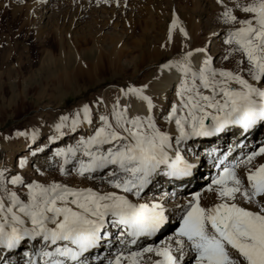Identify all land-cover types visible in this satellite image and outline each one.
Wrapping results in <instances>:
<instances>
[{
    "label": "snow or ice",
    "instance_id": "6c2138e0",
    "mask_svg": "<svg viewBox=\"0 0 264 264\" xmlns=\"http://www.w3.org/2000/svg\"><path fill=\"white\" fill-rule=\"evenodd\" d=\"M217 3L219 19L228 26L223 59L234 60L235 67H216L206 48L160 64L161 73L178 77L176 99L163 116L166 128L158 123L146 84L121 88L110 109L95 113V123L89 104L55 123L50 143L84 124L92 128L74 144L54 150L62 160L60 174H69L66 166L72 165L71 172L107 190L26 182L19 174L9 179L7 170H0V264H14L8 257L20 249L23 264H145L146 254L150 264H264V163H253L264 157V146L231 162V147L216 156L218 171L202 190L214 192L215 201L203 204L202 192L196 191L176 204L174 231L159 242L172 218L168 193L145 198L158 177L182 181L193 175L196 165L185 157L189 141L218 137L228 129L244 135L264 124V0ZM176 27L174 17L169 41ZM179 31L187 39L185 29ZM196 54L203 57L198 66ZM134 104L143 111L133 110ZM36 137L35 131L29 136ZM216 152L213 148L207 155ZM26 163L20 160L19 166ZM17 188L26 189L25 198ZM101 249L106 256H93Z\"/></svg>",
    "mask_w": 264,
    "mask_h": 264
},
{
    "label": "rangeland",
    "instance_id": "374dc122",
    "mask_svg": "<svg viewBox=\"0 0 264 264\" xmlns=\"http://www.w3.org/2000/svg\"><path fill=\"white\" fill-rule=\"evenodd\" d=\"M118 1L121 2L122 8H124L120 12V8L116 5ZM213 1L214 10L209 11L210 19L208 23V16H206L208 4H201V8L206 11L204 15L200 11L197 17H194V11H192L194 10V0H108L107 3L104 0H99V3L98 0H0V170H7L6 175L9 179L12 175L19 174L26 182L32 180H37L40 183L57 181L69 186H72L73 183L82 187L84 183L90 181L71 172L72 165L67 167L69 174L61 175L59 161L57 163L49 161V163L54 164L51 168L38 164L39 156L47 157L51 155L52 149L64 139L66 141L68 137L77 134L87 136L92 131V128L85 130L81 126L77 132L67 134L61 140L57 138L55 142L50 143L48 138L54 135L53 125L58 122L61 115L74 113L75 110L80 108V103L89 104L92 108L95 123L98 119L95 113H102L107 108L104 102L100 103V101H104L106 89L114 86L125 88L129 84H143L154 76L159 64L146 63L135 74L126 71V75L123 74L114 79L110 77V73H87L85 66L82 67V73L74 74L78 62L82 60L84 62L90 61L91 58H95L96 50L98 52L97 45H94L88 36L91 34L98 41L106 35H117V30H124V34H128L130 37L123 42L124 45L126 47L138 46L143 36L137 28L141 27L139 25L132 26V23L143 21L146 24L148 22L150 26L144 40L145 44H143L147 48L145 49L147 50L146 55L162 52L164 47L167 46L163 37L164 32H161L167 25L163 20L167 13H174L176 6H183L190 11V14H187L188 16L199 20L197 23V46H206L208 52L211 53L212 47L215 46L213 42L216 40L219 46L227 50V46L223 44V39L228 26L222 25L219 19L222 11L221 5L217 3V0ZM224 2L228 3L229 0H224ZM6 5L7 7H5ZM79 6L84 7H80L82 12L79 14L80 18L77 19L76 16L72 23L71 14ZM114 8L117 11L118 19L111 17L110 25H107L106 22L112 16ZM45 12H47V18H42L39 23L41 15L44 16ZM62 17H66V21ZM77 20H80V23H75ZM119 21L121 25H119ZM53 23L61 28L68 41L73 37H77L81 40L78 41V45L81 44L82 46H58L52 41L51 36L45 37L44 35V38H41L40 35L36 36V32L40 31L42 27L50 28ZM104 23L106 25H103ZM160 23L163 29L159 28ZM215 26L219 27L218 32L209 37V31ZM221 27L225 29L221 30ZM133 29L137 31V35L130 33ZM105 43L107 44V42ZM84 52L88 53V56L83 55ZM224 54H227V51L213 57L214 64H221L225 61L227 63L222 66L225 67L228 64L235 63L232 59L224 60ZM46 55H51L54 58V63H52L53 59L51 62L46 60ZM167 58L168 56H164L160 60V64L166 61ZM8 72H11L9 78L7 77ZM52 75L53 77H50ZM172 103L173 98L170 92L166 102L159 108L158 117L163 119ZM160 118L159 120H161ZM160 125L165 127L164 124ZM33 131L37 133L35 141L29 138ZM17 132H26L29 136H17ZM259 139L246 142L247 144H254L248 146L247 149H236L235 151L240 153L239 158L262 146L264 137ZM231 145V140H228L224 151L222 149L223 153ZM39 146L44 151H36ZM198 148H202V146ZM188 149L185 151V157L191 161L192 150L189 151ZM32 152H36V155L33 156ZM259 159L261 157H257L255 161ZM20 160L27 161L25 167L21 168L19 166ZM199 163L201 172L194 183L184 184L185 187L171 184L172 189L170 190H167L168 188L164 186L166 183L159 184L156 186L158 188L156 196L167 190L170 197L167 196L165 199L167 205H171L174 199L179 200L177 198L179 194L185 196L184 199L187 200L192 193L201 191L202 203L205 205L212 204L215 201V193L202 191L210 182L211 170L205 166L208 164V158L204 157ZM80 180L83 183H77ZM93 187L105 189L107 185H102L96 181V185ZM14 190H17L18 194L25 198L26 189L17 188ZM172 193H175V195L173 196ZM153 194L150 189L146 190L145 198L155 197V192ZM182 202L184 201L182 200ZM171 216L170 228L159 234L156 242L166 239L174 231L176 220L175 216ZM106 255L107 252L101 257L103 258Z\"/></svg>",
    "mask_w": 264,
    "mask_h": 264
},
{
    "label": "bare ground",
    "instance_id": "6f19581e",
    "mask_svg": "<svg viewBox=\"0 0 264 264\" xmlns=\"http://www.w3.org/2000/svg\"><path fill=\"white\" fill-rule=\"evenodd\" d=\"M202 3L208 4V10H206L208 12H207L206 16H208L207 22L209 23V19H210L209 11L214 10V1L213 0H194V10H192V11H194V17H197L198 12H200V11H201L202 15L205 14L206 11L201 8ZM227 4H229V6H231L230 0ZM116 5L118 8H120L119 12L124 9V8H122L123 5L121 4L120 1H118L116 3ZM80 7H83V6H79L77 8V10L73 14H71L72 15V18H71L72 23H73V20L76 16H77V19L80 18L79 14L82 13L80 11V9H81ZM116 12L117 11H115V8H114V12H112V16H110L106 22L107 25H110L109 22H110L111 17L112 18L115 17L116 19H118V14H116ZM189 12L190 11H188L186 7L176 6L173 14L171 12L166 14L163 22L167 23V25H165L164 30L161 32H164L163 37L166 40L165 43H167V46L164 47V50L162 52H157V53L152 54V55H146L147 50H145V49H147V48H145V46H143V44H145L144 40L147 37L146 34L148 33V28L150 26V25H148V22L146 24H144L143 21H136V22L132 23V26L139 25L141 27V28H137L139 30V32L141 31V34L143 36V38L140 40L138 46L126 47L124 45L123 42L130 38L128 34H124V32H125L124 30H117V35H106V36H104L103 39L100 38L98 41L95 40V36L90 34L88 37L94 45H97L98 52L96 50L94 59L91 58L90 61L84 62V60H82L81 62H78V64L76 65V71L74 72V74H77L79 72L82 73V71H83L82 67L84 68V66H85L87 73H91V72H99L100 74L110 73L111 74L110 77L114 79L115 77H118V76L125 74L126 71H131L132 74L133 73L135 74L146 63H158L160 65V60L164 56H168L167 60L176 59L183 52L191 50V49H195V48H206L207 49L206 46H197V44H196L197 32H198L197 31V28H198L197 23L199 22V20H197L196 18L193 19L191 16H188L187 14ZM46 14H47V12H45L44 16L41 15V18L39 19V23L41 22L40 20L42 18H44V19L47 18ZM237 15H240V14L237 13ZM174 17L178 19V27L173 29L172 38H171V41H169V28L171 26V22H172ZM63 19L66 21V17ZM76 22L78 24V23H80V20L75 21V23ZM103 25H106V24L104 23ZM119 25H121L120 21H119ZM161 25L162 24L160 23L159 28H162ZM180 27H183L185 29V31L187 32V39L179 31ZM218 28H217V26H215L212 30H210L209 31V37L214 36V34H216L218 32ZM220 29L223 30L225 28L221 27ZM221 30H219V31H221ZM131 31H130V33L132 35L133 34L137 35V31H134V29ZM39 35L41 38H44V35H45V37L51 36L52 41L55 42L58 46H82L81 44L78 45V41H81V40L77 37H73V39H70L68 41L67 38L64 36L61 28L56 26L55 23H53L50 26V28L42 27L40 29V31L36 32V36H39ZM105 42H107V44ZM213 43L215 44V46L212 47L213 50L211 51V53L208 52V54L210 56L216 57V56H218V54L225 53L227 51L218 45V41L214 40ZM98 45H100V46H98ZM106 46H108L109 48H107ZM84 54L88 56V53L84 52L83 55ZM225 55L226 54H224V56ZM45 58H46V60H48L50 62L53 59L52 63H54V58L51 55H49V56L46 55ZM202 58H203L202 54H196L193 57V62L198 66L199 62ZM166 61H164L163 63H165ZM225 63H227V62L224 61V63H221V64L215 63L214 65L219 68V67H222ZM84 64H86V65H84ZM48 65H50V63H48ZM234 67H235V63L234 64L231 63V64H228L227 66H225V68H234ZM10 73L11 72H8V74H7L8 78L10 76ZM50 77H53V75ZM157 77H159V78H157ZM72 80H71V82H72ZM177 80H178V77L175 75V73H173L171 75L167 71H165L164 73H161L159 71V67H157V70H156V73L154 74V76H152L151 78L146 80L143 84H136L134 86L139 87V86L145 85V84L148 85L147 94L152 96L154 103L157 105L156 114L158 117L159 108L162 107L163 103L166 102V99H167L168 95L170 94V92H171V95L173 98V102L175 101L176 97H175L174 93H175V83ZM64 84H66V83H64ZM120 89H121L120 86L119 87L114 86V87H111V88H108L105 90V92H104L105 98H104L103 102H104V105L107 107V109L111 108V104L116 99V97L120 94ZM57 90H59V89H57ZM121 102L123 104L125 101L122 99ZM81 104L82 103H80V107H81ZM133 110L143 111L142 107L139 104H134ZM159 118L160 117H158V123L164 124V120L161 118H160L161 120H159ZM54 125H53V130H54ZM82 127H84L85 130L91 129L87 124L82 125ZM166 127H167V125H165V128ZM70 133L71 132H69L68 134H70ZM81 136H84V135L83 134H77L75 136L68 137L66 141H64L65 140L64 139L61 143H59L57 146H55L54 149H52V153H50L51 155H49L47 157L39 156L38 157V164H40L41 166L51 168V166L54 164L49 163V161H54L55 163H57V161H59V165H60L62 163V160L60 158L53 156L54 150L58 147H66L69 144H74L76 142V140L79 139ZM262 137H264V124H258L255 128H253L247 134H244V135H241V133L236 129H228L218 137H202V138H196L192 141H189L187 144V149L190 148L192 150L191 161H189V162L194 163L196 165L195 170L193 172V175L191 177L185 178L182 181H168L166 178L158 177L157 181L155 182V186L150 187V191L152 194L155 192V197H159L160 195L156 196L157 195L156 190H158V188L156 186L159 184L166 183V184H164V186H166L168 188L167 190H170V189H172V187L170 186L171 184L185 187V185H187L189 183H194V181L197 179V177L200 175V172H201L200 167H199V165H200L199 162L201 160H203L204 157L208 158V164H206L205 166L209 170H211L210 177L214 176L218 171L217 168L214 167V162H215L216 156L223 154L226 142L228 140L229 141L231 140V143H232L231 148L233 149V147H234V150L232 151L231 156L229 157V160L230 159L232 160L233 158H239L240 153L235 151L236 149L237 150H239L240 148L241 149H244V148L247 149L248 146H253L254 144H252V143L247 144L246 142L254 141V140L262 138ZM226 138H229V139H226ZM58 139L61 140L62 138H58ZM224 140H225V143L223 146ZM238 145H243V147H239ZM199 146H202V148H198ZM262 146H264V143ZM38 148H41V146H39ZM213 148L218 149V152L213 153V155L211 157H209L207 155V152ZM222 149H223V151H222ZM228 150H229V148H227V150H225V151L227 152ZM231 160L229 162H231ZM259 163H264V157H261V159L254 161V164H259ZM68 166L69 165H67L66 168ZM38 168H40V167H38ZM239 171H240V174L243 176V174H244L243 167ZM170 182H172V183H170ZM77 183H83V181L80 180ZM94 185H96V181H92V182L88 181L87 183H84V185H82V187H89V186L93 187ZM72 186H77V184L72 183ZM105 190H107V188H105ZM167 190L163 191V192H167ZM175 190H176V188H175ZM147 198H151V197H147ZM177 198L179 200L174 199L173 200L174 202H172L171 205L166 204V207L170 210L169 214L171 213V215H172V210L174 209V206L176 204L183 203L182 200L183 201L186 200V199H184L185 196H182L180 194L177 195ZM170 226L171 225L169 224V226L167 228H165L162 231V233L166 232L168 230V228H170ZM23 250L24 249L18 250L15 254L9 256L8 258L10 260H12L14 262V264H15V262H18V264H20V263L23 264V258H22ZM105 252H106V250H104V249L99 250L98 253H97V251L94 250L93 256H95L97 254L102 256ZM0 255H3V253H0ZM145 264H150V261L148 260L147 254L145 255Z\"/></svg>",
    "mask_w": 264,
    "mask_h": 264
}]
</instances>
